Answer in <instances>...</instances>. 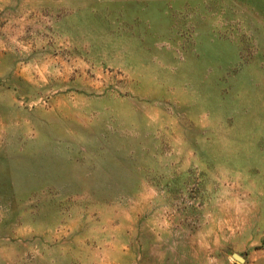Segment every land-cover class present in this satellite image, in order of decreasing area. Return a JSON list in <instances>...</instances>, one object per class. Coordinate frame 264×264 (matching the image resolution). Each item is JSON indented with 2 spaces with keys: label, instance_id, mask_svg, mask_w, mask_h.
I'll return each instance as SVG.
<instances>
[{
  "label": "rangeland",
  "instance_id": "rangeland-1",
  "mask_svg": "<svg viewBox=\"0 0 264 264\" xmlns=\"http://www.w3.org/2000/svg\"><path fill=\"white\" fill-rule=\"evenodd\" d=\"M0 264H264V0H0Z\"/></svg>",
  "mask_w": 264,
  "mask_h": 264
}]
</instances>
